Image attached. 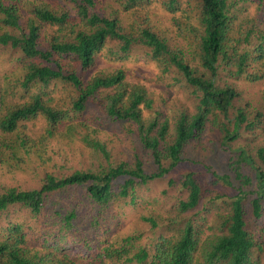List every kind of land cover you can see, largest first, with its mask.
Listing matches in <instances>:
<instances>
[{
    "label": "trees",
    "instance_id": "obj_1",
    "mask_svg": "<svg viewBox=\"0 0 264 264\" xmlns=\"http://www.w3.org/2000/svg\"><path fill=\"white\" fill-rule=\"evenodd\" d=\"M100 2L0 0V51L16 55L19 68L0 82V264H260L264 91L253 105L238 84L264 79V0H114L110 11ZM153 3L181 13L173 23L197 66L150 24ZM134 48L190 106L176 103L165 115V101L122 68L86 77L104 51L121 61ZM37 121L43 127L30 133ZM208 130L228 155L229 173L207 167L212 184L233 191L217 213L199 208L204 192L188 172L168 217L140 216L158 233L153 240L135 230L112 241L80 237L77 204L35 238L52 196L86 200L102 214L114 203L137 206Z\"/></svg>",
    "mask_w": 264,
    "mask_h": 264
},
{
    "label": "rangeland",
    "instance_id": "obj_2",
    "mask_svg": "<svg viewBox=\"0 0 264 264\" xmlns=\"http://www.w3.org/2000/svg\"><path fill=\"white\" fill-rule=\"evenodd\" d=\"M100 6L111 10L110 7L117 8L114 0H100ZM148 19L151 25H154L160 32H162L172 48H181L186 53L188 60L192 66H197V62L193 59V51L188 43L179 36L178 30L173 23L175 17L180 16L177 12L175 17L163 8L153 3L148 8ZM253 11V9H251ZM120 17L123 22H126V13H121ZM109 46H114L110 43ZM15 56L9 52L0 51V82L2 77L11 71H16L18 67L13 68L16 64ZM122 68L125 70L127 81L131 83L143 84L148 92H150L156 99L162 98L164 103H159L165 115L169 114V108L174 107L176 103L183 106H190L187 101L185 93L179 90L178 87H171L172 79L169 75L161 73L160 69L154 62L142 59V51L134 48L132 53L126 60L116 61L114 58H108L105 51L97 56L95 66L87 73L86 77L94 75L99 70L112 72L115 69ZM14 69V70H13ZM19 69V68H18ZM259 69L256 64L252 70ZM264 69V65H263ZM241 89L242 98L245 101L258 105L261 102V93L264 91V79L257 82L243 81L238 84ZM44 123L37 121L28 125L30 133L38 132L43 127ZM104 131H112L111 128H104ZM203 139L192 143L184 149L183 160L171 173L164 179H161L149 187L145 191L144 200L137 203V206L131 207L122 204L114 203L110 206L106 214H102L98 207L92 206L86 200L78 202L73 197L52 196L47 204V210L41 217L40 223L35 225V238L48 230V224L53 222L57 224L59 219L54 216V213L60 214V220L67 212L73 209L77 204L79 210L77 230L80 237L87 236L89 239H94L101 236H107L110 241L119 234L126 231L132 232L135 230L136 234L140 232L145 233V237L155 239L157 232H150L145 230L148 226L140 220L141 215H148L157 213L163 215L164 218L169 216V211L173 204L177 202L183 194L178 189V182L188 172L194 173L202 186L203 198L199 208L203 209L205 206L209 211V215L217 213L224 204L228 201V196L233 195V191L227 185L219 182L216 185L212 184V177L208 171V166H213L221 173H229L227 169L228 155L223 152L218 144L219 134L217 132L208 130ZM205 138V139H204ZM257 143H264L263 140H258ZM254 143L253 145L257 144ZM123 149L126 154H131L130 144H123ZM140 156H144L146 152L138 150ZM153 168V166H152ZM173 184L169 185V182ZM174 183L176 185H174ZM214 199L210 204L212 207L206 205ZM248 201V200H247ZM247 204V202H246ZM144 230V231H142ZM253 231H258V227ZM97 235V237H96ZM261 254L260 264H264V247Z\"/></svg>",
    "mask_w": 264,
    "mask_h": 264
}]
</instances>
